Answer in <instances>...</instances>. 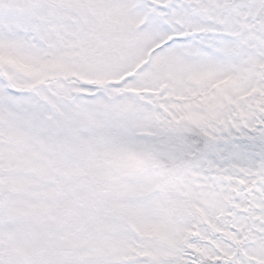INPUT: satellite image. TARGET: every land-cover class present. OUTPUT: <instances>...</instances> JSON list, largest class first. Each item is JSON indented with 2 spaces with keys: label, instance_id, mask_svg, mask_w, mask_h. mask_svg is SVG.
Wrapping results in <instances>:
<instances>
[{
  "label": "snow or ice",
  "instance_id": "1",
  "mask_svg": "<svg viewBox=\"0 0 264 264\" xmlns=\"http://www.w3.org/2000/svg\"><path fill=\"white\" fill-rule=\"evenodd\" d=\"M0 264H264V0H0Z\"/></svg>",
  "mask_w": 264,
  "mask_h": 264
}]
</instances>
